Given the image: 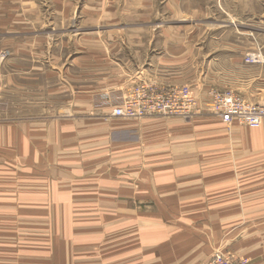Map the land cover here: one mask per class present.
<instances>
[{
    "label": "rangeland",
    "instance_id": "374dc122",
    "mask_svg": "<svg viewBox=\"0 0 264 264\" xmlns=\"http://www.w3.org/2000/svg\"><path fill=\"white\" fill-rule=\"evenodd\" d=\"M167 1L170 2L0 0V126L7 127L12 120L29 117L48 119L49 122L55 117L69 115L76 107L80 115L88 107L92 95L101 92L116 96L122 93V101L128 90L137 84L189 85L197 105L203 100L198 94L203 85L211 86L210 91L220 88L235 92L225 90L231 89L233 77L241 78L247 72L252 75L253 71L245 66L203 67V63L204 58H214L213 31L221 20L229 18L227 13L242 14L244 0H184L180 10L187 11L191 18L188 25L178 26L170 19L173 9L172 5L167 8ZM249 9L248 4V13ZM253 11L254 19L247 23L252 24L257 32L264 29V19H261L264 0H254ZM198 17L199 20L195 19ZM179 26L205 27L206 35L201 39L200 48L184 52H172L167 48L174 44L171 29L180 30ZM231 40L238 44L234 48L264 45V35L246 37L237 34ZM210 91L204 96L208 111L203 118H213L215 124L222 127L224 124L209 97ZM199 111L189 120H180L187 122L202 118L200 107ZM240 127L245 130L244 134H229L232 147L238 142V157L249 154L239 147L240 141L243 143L253 138L264 145V126L257 131ZM3 146L4 143H0V148ZM46 147H20L18 157L21 163L15 164L14 176L5 172L10 166L7 162L0 164V264H150L148 259H142L148 249H144L146 245L140 242L145 236L149 237L153 229L156 232L151 233H157L163 241L158 244L159 257L162 251L169 254L171 249L172 252L173 245L174 249L178 244L179 248L184 244L187 247L191 243L189 236L193 240L192 237H199L208 230L213 237V231L229 237L221 243L214 242L215 248L203 264L218 254L236 262L264 264V147L258 148L256 153L250 149L255 153L249 155L255 156L253 162L239 161L231 165L232 172L237 174L238 195L236 200L232 198L237 210L220 213L223 220L230 214V222L217 220L215 225L223 224L214 229L175 228L173 232L165 225H172L176 219L185 217L183 213H170L173 221L167 222L165 213L154 212L153 204L147 200L131 205L133 197L98 193L89 197L94 207L91 211L85 208L80 212L71 201L64 205L65 196L70 197V191H76L67 186L69 181L73 182L82 175L68 170L73 165L55 164L53 153L49 148L47 152ZM8 154L10 152L4 147L0 149V156ZM218 168L221 172L229 171L228 164L218 165ZM106 176L104 173L102 181H106ZM94 177L98 176L95 174ZM251 188L253 193L246 190ZM125 199L129 203L127 206L123 202ZM107 200L110 204H104ZM120 209L130 214L120 213ZM134 211H139L138 215L142 213V218H137L140 226H135L133 218L125 217L126 214L133 215L131 212ZM152 213L164 220V227L149 226L148 217ZM187 215V220H198V223L193 221L197 224L203 221L214 224L210 222L217 218V213L212 212H188ZM78 225L82 229H75ZM209 239L207 245L212 241ZM108 240L111 252L103 251Z\"/></svg>",
    "mask_w": 264,
    "mask_h": 264
},
{
    "label": "crops",
    "instance_id": "0c3cea01",
    "mask_svg": "<svg viewBox=\"0 0 264 264\" xmlns=\"http://www.w3.org/2000/svg\"><path fill=\"white\" fill-rule=\"evenodd\" d=\"M169 1V3L167 1L166 6L170 8L172 5L173 9V16L170 19L174 20L177 26L188 25L190 15L187 11L180 10V5L184 3V0ZM236 2L238 1L236 0ZM244 2L245 11L242 14L233 13L229 15L227 13L229 18L221 20L213 31L215 35L214 58H204L203 67L236 68L245 66L250 69L253 71L252 75L247 72L241 78L233 77L231 89L225 90H233L247 102L264 107V62L260 64L245 63V58L249 54L257 52L261 53L264 61V45L257 44V47L248 48L246 46L243 48L238 46L234 48L238 44L232 43L231 40V37L237 36V34L246 37H252L255 34L264 35V29L255 32L253 25L247 23L254 19V0H244ZM248 4L250 5L249 13ZM195 19L199 20L200 18ZM261 19L263 20L264 16ZM198 25L201 26V24ZM222 27L225 28L222 29ZM180 28V30L171 29V32L166 30L167 35L169 32L171 33L173 42L176 44V47L173 44V47L167 46V48L172 52L193 51L198 46L200 48L203 44L201 39L206 35L205 27ZM191 36H197L198 39L190 40L189 37ZM223 37L229 38L224 39ZM249 43L252 44V42ZM187 44L190 46L188 47ZM173 65L178 64L173 63ZM152 85L168 87L185 86L186 84L166 85L158 82ZM211 88V86L203 85L198 92L203 98L202 101H199L198 107L201 108L204 116L187 122L180 120L179 117H163L161 119L148 117L135 121L114 118L111 116L113 105L121 101L122 93L115 94L116 96L107 94V97L104 95L106 93L101 92L92 95L88 107L84 108L80 115L76 107L73 112H69V115L60 118L55 117L49 122L48 119H36L34 117L12 120L7 127L0 126V143L1 145L4 143V149L10 152L6 156H0V164L3 161L7 162L6 164L11 167H7L5 172L7 175L13 174L14 176L16 174L14 170L17 169L15 164L21 163V159L18 157L20 147L36 146L43 149L46 145H52L46 147V151L51 150L55 157V164L73 165L68 170H71V173L78 172L82 175L79 177L81 179L69 181L67 186L71 187L70 190L76 191H70L69 194L72 199L68 194L65 196L64 205L71 201L80 212L85 208H89L91 211L94 207L90 198L98 195V193L107 196L133 197L134 202L131 205L137 201L147 200L153 204L154 212L165 213L167 222L170 223L173 221L170 219L172 217L170 213H183L185 217L176 219L172 225L169 223H167L169 226L165 225L171 229V232L175 228L189 230L209 227L214 229V227L223 224L215 225L217 220L224 223L230 222V214L223 220L220 213L227 214L237 210V205L233 200H236L238 195L236 190L237 174L232 172L231 165L237 164L239 161L253 162L255 156L249 155H254L258 148L264 147V145L257 139L248 140L246 138L248 141L244 140L243 143L240 141L239 147L245 149L249 154L237 156L240 151L238 142L232 147L233 141H231L229 134L233 135L239 132L244 134L245 130H242L237 123L227 126L220 120L224 124L220 127L215 124L213 118H203L206 117V111H208L204 96ZM218 90L223 89L219 88ZM106 98H109L110 101L104 100ZM103 100L104 103H102ZM263 126L264 122L259 129L253 130H260ZM250 149H253L252 151L255 153L251 152ZM21 154L23 155L22 152ZM222 164H228L229 171L221 172L218 165ZM104 173H107L106 181H102ZM95 174L98 177H94ZM221 180H226V182H221ZM246 190L253 193L252 188ZM127 201L126 199L123 200L125 206L129 204ZM107 203L110 204L108 200L104 202V204ZM139 211L131 212L134 213L133 215H127L130 214L127 210L120 209L119 212L127 213L125 217L133 218L132 221H134L135 226H140V221H137V218L141 219L142 213L138 215ZM188 212L217 213V218H213L210 222H214V224H209L207 221L197 224L198 220L186 219ZM148 218L150 219V227H156V229L160 225L164 227V220L158 218L156 214L152 213ZM107 223L108 221H105V224ZM79 228L81 225L75 227V229ZM151 232H156V230L153 229ZM151 232L149 237L145 236L140 242V244L146 245L144 249H148L144 255L142 254V259H148L150 264H203L211 256V252L215 248L214 242L221 243L223 239L229 237L215 231H213V237L208 234L207 230L199 237H192V240L189 236L191 234H189L188 240L191 243L187 247L184 244L179 248L178 244L174 249L173 245L172 252L171 249L169 254L167 251H162V255L159 257L158 244L163 241L161 237L157 236V233ZM216 233L219 235L216 236ZM227 235H230V232ZM209 238H212L213 245L212 241L210 245H207L210 242ZM168 239L170 240V238ZM172 239L174 241V236ZM102 243L105 242L102 241ZM166 247L165 245V249H167ZM103 251L111 252L109 240ZM106 252L101 251V253Z\"/></svg>",
    "mask_w": 264,
    "mask_h": 264
},
{
    "label": "built area",
    "instance_id": "2783aa9c",
    "mask_svg": "<svg viewBox=\"0 0 264 264\" xmlns=\"http://www.w3.org/2000/svg\"><path fill=\"white\" fill-rule=\"evenodd\" d=\"M264 62L260 52L249 54L247 64ZM209 97L221 121L231 126L237 123L250 129H259L264 122V107L247 102L237 93L211 90ZM199 107L191 88L185 86L161 87L152 84L132 86L124 99L113 107L111 116L118 119L138 120L148 117H179L191 119ZM206 264H246L218 254Z\"/></svg>",
    "mask_w": 264,
    "mask_h": 264
}]
</instances>
